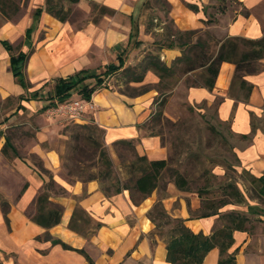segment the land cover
I'll return each mask as SVG.
<instances>
[{"label": "crops", "instance_id": "obj_1", "mask_svg": "<svg viewBox=\"0 0 264 264\" xmlns=\"http://www.w3.org/2000/svg\"><path fill=\"white\" fill-rule=\"evenodd\" d=\"M183 1L195 4L198 0H167L172 7L174 24L180 30L201 29L205 20L204 13L187 9ZM236 2L251 9L264 0ZM142 3L143 0H78L71 6L85 14H90L93 7H104L108 12L95 14V19L75 28L69 22H60L44 11L35 16V9L43 8L44 0L18 1L19 11L14 17L5 19L0 15V99L19 97L28 92L10 72L9 53L1 41L10 44L15 54L31 48L24 73L28 82L38 88L48 79L65 78L79 70L98 72L101 68L103 71L106 65L118 63L120 55L126 65L127 57L150 38L147 36L149 33L142 32L139 25L138 39L142 44L139 47L127 45L131 19L140 15ZM27 29L30 32L26 37ZM262 35L264 27L259 20L238 15L227 23L220 39L235 36L258 39ZM159 54L160 60L169 66L180 55V50L162 48ZM233 70L231 63L221 62L213 89L209 91L202 86L190 87L186 90L187 101H206L210 104L215 96L222 97L218 116L223 120L230 118L234 133L250 138L246 145L237 150L244 171L249 172L248 177H264V126L252 130L250 123V115L259 117L264 111V72L245 78L252 89L248 100L242 103L227 95ZM144 79L152 83L157 81V77L150 71ZM155 93L147 91L137 96H127L106 87L99 88L91 95L93 109H86L78 122H91L99 127L103 131L106 145L110 146L119 139H135L138 155L146 156L149 160L164 159L165 150L159 138L144 135L140 128L154 112ZM38 101H18L19 108L15 107L11 117L15 116L21 121L34 117ZM34 118L37 119V116ZM61 118L58 115L49 117L51 120ZM35 136L37 140L30 152L39 157L41 165L52 173L51 179L68 194L49 196L51 203L62 208L60 222L48 229L52 238L72 248L84 250L93 264H169L165 259V244L156 235L150 234L153 225L146 213L152 206V195L134 205L127 191L106 196L95 180L67 183L57 175L59 159L56 151L52 148L41 149V143L47 139L46 130L40 128ZM3 143L4 133L0 132V149ZM40 171L19 155L6 158L0 152V195L9 204L7 222L0 208V264H88L76 251L63 249L58 244L52 245L50 241L35 239L45 229L30 221L25 211L33 205L44 182L50 178ZM257 206L246 203L245 213L236 212L250 215L249 208L256 211ZM75 207L83 209L93 224H99L93 233L83 236L68 228ZM173 217L185 219V225L193 232L208 234L212 230V218H189L183 205H180L178 213ZM256 217L264 220V215ZM232 239L229 251L236 250L235 264H264V254L246 250L253 241L246 231H233ZM217 259L218 250L213 248L207 252L202 264H217Z\"/></svg>", "mask_w": 264, "mask_h": 264}, {"label": "trees", "instance_id": "obj_2", "mask_svg": "<svg viewBox=\"0 0 264 264\" xmlns=\"http://www.w3.org/2000/svg\"><path fill=\"white\" fill-rule=\"evenodd\" d=\"M18 1L20 0H0V15L5 19H11L19 11ZM27 0H24L26 2ZM76 3L78 0H44L43 8H36L34 15L38 16L42 11L49 14L60 22L69 20L71 8L65 7ZM159 7L168 15V2L166 0H155ZM184 6L193 12H198L195 4L183 2ZM98 15L107 13L108 10L104 7H97ZM149 9V1L143 0L141 10ZM141 15V14H140ZM131 19V27L128 33L127 45L130 47H139L142 41L139 36V16ZM207 26L211 22L203 21ZM172 24V23H171ZM163 29V28H162ZM30 29L26 30V37L29 35ZM146 33L149 32V27L146 28ZM200 30H179L167 27L161 33V40L152 42L155 46L153 50L148 51L134 65L124 66V58L118 56V63L108 64L102 72H90L88 70H79L74 74L62 78L56 77L53 79V86L47 92L46 104L42 107L45 110L47 107L69 101L75 98L82 100H90L91 95L99 88H105V79L113 73L123 71L126 82L140 83L143 81L145 74L150 71L157 77V82L153 88L158 92V96L165 91H170L173 84L168 79L178 80L182 75H186L193 71H199L192 79L186 80V87L202 86L209 91L214 87L215 79L218 75L219 65L221 62H228L234 66L232 79L228 88L230 93L234 89L241 93V97L230 96L236 101L246 102L252 89V85L245 80V76L257 73L259 70L258 63L264 59V35L258 39H248L244 37H228L220 39L214 37L209 31L204 30L203 36L198 35ZM3 47L9 53L10 65L9 70L12 73L16 82L24 89L28 90L30 83L26 79L24 66L32 51L29 48L26 52L14 53V48L6 41H1ZM162 48L180 50V55L176 57L169 66L160 60V50ZM148 89L144 88L140 93H145ZM231 94V93H230ZM75 96V97H74ZM241 99H240V98ZM39 90L27 92L24 95L17 97L18 101L22 100H40ZM7 97L5 101H8ZM165 99L162 98L157 110L149 120L140 128H145L148 136H160L163 125H173L164 114L162 107ZM221 103V102H220ZM19 106L16 107L18 109ZM163 124V125H162ZM211 131H216L212 126H208ZM157 128V129H156ZM80 132L73 135L75 141L83 140L92 148V156L95 157V162L89 166H94L96 172L88 174L83 183L91 180H100L103 183L101 190L106 196L115 195L122 191H127L130 201L134 205H138L142 200L150 196L158 189L164 175L167 174L169 182L181 191L188 190V181L185 176L176 169L168 166L165 159L149 160L146 156H140L135 150V139H119L112 143L115 150H124V156L120 161L125 177L120 179L116 177L113 171L112 162L108 156L104 145L99 142L94 133L98 132L99 127L95 125L85 124L78 126ZM254 130V128H252ZM243 137H246L243 135ZM70 150L71 156L78 150H82L78 145H74ZM2 155L6 158L18 156L16 149L11 144L9 137L4 136V143L0 149ZM70 156V157H71ZM97 166V167H96ZM205 171V170H204ZM42 172V171H40ZM71 173V172H68ZM208 179V178H206ZM250 182L257 184L252 185L254 193L264 199V177L255 178L249 177ZM204 188L196 190V194L201 199V206L198 209V214L195 218L217 217L220 220V226L213 229L208 234L202 232H193L187 225L185 219L170 216L164 209L160 200H157L147 211V218L153 224V229L150 234L157 235L164 239L165 243V259L169 264H202L207 252L213 248L218 250L217 264H235L236 250L229 251L232 244L233 231H247V225L250 223V218L244 214L234 210L219 212V209L226 204L242 203L244 198L236 184L227 180L219 182V197L216 200H207L203 198V194L207 192V185L210 180H205ZM60 190L59 193L66 194V191L55 184L51 179L44 182V189L37 194L33 203V212H25L26 217L44 228L42 235L35 237L36 240L50 241L52 245H60L63 249L76 251L81 254L88 264H93L92 260L82 249H75L60 241L52 238L48 229L57 225L60 222L62 208L59 205L49 201L50 193L54 187ZM25 187V186H24ZM24 189V188H23ZM164 189V185L162 186ZM201 189H203L201 191ZM0 208L7 222V212L9 208L8 202L0 195ZM250 209V215H264V207L257 206L255 209ZM194 216H190L193 218ZM259 219V218H257ZM91 219L80 207H75L68 222V228L80 235L87 236L93 233L94 229L99 227L98 223L93 224L92 229H89ZM85 226L86 228L82 227ZM163 230V227H166ZM85 229V230H84Z\"/></svg>", "mask_w": 264, "mask_h": 264}, {"label": "rangeland", "instance_id": "obj_3", "mask_svg": "<svg viewBox=\"0 0 264 264\" xmlns=\"http://www.w3.org/2000/svg\"><path fill=\"white\" fill-rule=\"evenodd\" d=\"M148 1L149 9L141 10L139 23L140 30L142 32L144 31V33H146V28L149 27V35L147 34V36L150 38L143 41L139 50L130 57H127L126 65L124 66L136 64L145 52L148 51L147 49L153 50L155 46L152 42L161 40L160 35L167 27H171L173 30L178 29L174 24L171 15L172 7L169 3L167 8L169 12L166 17L165 12L159 7L155 0ZM63 3L65 7L69 6L71 8V13L67 22L72 24L75 28L82 27L87 21L95 19L98 14L97 7H93L90 14H85L82 10L73 8L64 1ZM195 4L198 8V13H204V21L208 20L211 22L207 26L203 23L201 29H191L200 30L198 35L203 36V31L207 30L214 37L222 38L224 27L238 15L255 18L259 20L262 27H264V2L251 9L236 2V0H198ZM258 67L261 71L259 70L255 74L264 72V59L259 61ZM98 72H102L101 68ZM198 72L199 71H193L186 75H182L178 80L168 79V81L173 84L172 89L170 91H165L158 97V92L153 88V85L157 81L152 83L143 79L140 83L126 82L123 71L113 73L105 79L106 88L127 96L140 95L137 93H140L144 88H147V91H155L153 114L157 110L159 101L164 98L165 103L162 107L163 114L171 123H174L173 125L162 124L163 127L160 131L161 135L155 137L159 138L160 145L165 150L164 159L168 162V166L178 170L187 179L188 190H178L172 182H169L170 179L166 174L158 189L151 194L154 198L152 205L157 200H160L165 211L172 217L175 213H178L180 205H183L188 211V217H195V215L199 213L198 209L201 206V199L195 192L199 190V188H204L203 185L206 184L205 180H210V184L207 185V192L202 195L203 198L207 200H216L219 197V189L217 187L219 182L231 180L242 193L244 200L242 203L238 204H226L219 209V212L235 210L245 213L246 203L257 204L260 207H264V199L258 197L252 190V185H258H251L248 177L249 172L244 171L238 158V147L246 145L250 138H244L234 133L232 129V120L230 118L223 120L218 116L222 97L215 96L210 104L206 101H201L199 103H190L187 101L186 90L188 88L186 87V80L192 79ZM247 76H245V78ZM52 86L53 79H48L40 88L32 84H30L28 88V92L39 90L40 93L41 98L36 103L34 110V117L37 116V119L32 117L21 121L15 116L11 117V112L18 104L17 97H10L8 101L0 99V127H2L0 132H3L4 136L6 135L9 137L11 144L16 148V152L21 158L27 159L30 164L40 169L44 175L51 177L52 173L41 165L42 162L39 157L35 153L30 152V148L37 140L35 133L40 131V128H43L46 130L47 139L41 143V149L46 150L52 148L58 154L59 165L57 168V175L70 184L74 181L82 182L81 180H85L88 174L96 172L94 166H89L92 162H95V157L91 154L92 148L81 139L78 141L73 139V135L80 132L78 126L85 125V123H79L78 121L73 122L62 118L49 119L41 107L46 102L47 92L51 90ZM230 93L227 92V95H238L241 97V93L236 91V89ZM151 117L146 123L149 122ZM19 122L21 123L19 124ZM250 123L254 129L264 126V111H262L259 117L250 115ZM86 124L95 125L91 122ZM208 126H212L216 131H211ZM141 129L143 134L148 136L145 128ZM94 137L106 148L116 177L123 179L125 174L122 168H120V161L122 159L120 155L124 156V150H115L112 145H106L101 129L94 133ZM74 145H78L80 148L82 147V150H77L74 153L75 155L71 156L73 153L70 152L72 151L70 149ZM95 181L98 182L100 188L107 184L105 183L106 181L104 183L102 181L100 182V180ZM163 185L164 189H162ZM43 189L44 186L39 192ZM202 190L203 189H201V191ZM59 192L60 190H58L57 186L49 191L51 195H68L67 192L66 194L65 192L64 194ZM196 205L198 206L196 207ZM25 212H33V205H30ZM244 215L251 220L247 225L248 230L246 232L253 238L252 244H249L246 250L258 252L260 255L264 254V248H262L264 247V220L257 219L256 216L247 213ZM210 218L213 220L212 230L221 225L220 220L216 216ZM92 224L93 222H91L89 226H92ZM82 227L86 228L85 226ZM166 228L167 226L163 227V230ZM40 235H42V233ZM156 237L160 241H164L162 237L157 235Z\"/></svg>", "mask_w": 264, "mask_h": 264}, {"label": "built area", "instance_id": "obj_4", "mask_svg": "<svg viewBox=\"0 0 264 264\" xmlns=\"http://www.w3.org/2000/svg\"><path fill=\"white\" fill-rule=\"evenodd\" d=\"M86 109H93L91 100L72 99L47 107L44 111L48 117L61 116L73 122L79 121Z\"/></svg>", "mask_w": 264, "mask_h": 264}]
</instances>
